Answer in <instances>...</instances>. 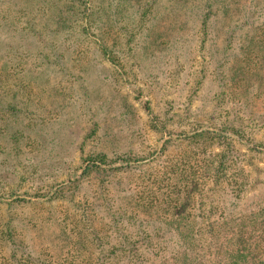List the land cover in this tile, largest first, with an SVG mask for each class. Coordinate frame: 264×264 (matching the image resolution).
Segmentation results:
<instances>
[{"label": "trees", "instance_id": "obj_1", "mask_svg": "<svg viewBox=\"0 0 264 264\" xmlns=\"http://www.w3.org/2000/svg\"><path fill=\"white\" fill-rule=\"evenodd\" d=\"M161 3L172 35L155 30ZM138 69L216 85L157 110L143 101L138 127L123 99L115 141L100 132L111 98L96 86ZM262 75L264 0H0V264H264ZM64 77L95 118L77 172L64 160Z\"/></svg>", "mask_w": 264, "mask_h": 264}, {"label": "rangeland", "instance_id": "obj_2", "mask_svg": "<svg viewBox=\"0 0 264 264\" xmlns=\"http://www.w3.org/2000/svg\"><path fill=\"white\" fill-rule=\"evenodd\" d=\"M165 13L166 11L162 10V3H161L159 16H158V19L156 20L155 30L162 32L163 35L166 33L172 35L173 29L172 30L169 29L170 28L169 23L172 17H169ZM189 34H190V31H187L184 28L178 31V35L181 37L189 38L191 37ZM87 52L88 51H86V53ZM190 55H192L193 58L191 59L187 58L184 61L185 66L182 64V70H180V72L183 71L184 74L187 73L184 70V68H187V69L198 68L200 60H201V56L198 55L197 53L196 55H194L193 53L189 54V56ZM159 64L160 63H158L157 61L155 63H151V65L153 66V69L157 72H159V70L157 69ZM103 65L105 67H111V63L106 60H103ZM118 71L122 72V69ZM136 71L137 72H134V74L133 72H130V74L128 75L127 74L107 75L108 78L104 79L107 82L101 87L96 86L98 85V81L94 82V86L97 87L100 93L99 95H101L99 97V101H101V98H104V100H106L107 98H111V100L106 105L104 113L102 115V119L100 120L101 126H102L100 129V132H102L105 128H108L107 130L108 132L115 133L116 136L112 134V136L114 137L113 140L115 141L116 139L118 141H123L125 134H126L123 124L119 120H117V116H116L118 110L122 106L123 99H126V101H128L129 103L128 105H130L132 109L130 114H128L131 120L130 127H138V125H141L142 122H145V119L148 115L150 116V114L147 115V112L149 111V109L146 108L147 110H145L144 105L146 106V104L143 101H149L148 104L152 106L154 110H157L161 106L167 105L169 99L178 100L180 94H183L184 97L188 95V93H190V87L199 88V89H196L198 90L197 94H199L204 88L214 89L216 85V83L213 80L206 79L203 82V84L200 86L201 87L200 89L196 81L197 75H180V74L178 75L173 74L169 78H165L164 80H162L161 83L156 84L155 82L145 81V79L149 78L150 75H142V72L140 69ZM174 71H175V68L171 67L169 68L168 72L171 74ZM167 73L165 74V76H167ZM159 77H163V75H151V78L153 80L158 79ZM179 77L184 78V80L186 81L185 83H183V85L177 82ZM212 77H214V75H209V78H212ZM79 78H82V75L75 76V84L77 88L76 94L78 96L80 95L79 85L81 83L80 81L82 80ZM166 79L168 80V82H165ZM69 82L70 80L66 81L65 77L62 80V85L64 86L62 88L63 92H61V89L59 90V92L61 96H63L64 98L62 99V103L59 107L62 106V115L64 114V117L66 118V121L63 127H65V125H69V127H67L65 131L68 128L70 129V132L65 133V134L69 136L70 139L72 140L70 143H73L69 145V147L67 148V151H65L64 160L65 159L66 161L70 160L69 169L70 170L72 169V172H77L79 170L78 168L83 163L82 159L84 156H86V152L89 151L91 145L95 143V140H94L96 138L95 135L87 136V134L91 131V127L93 126V122L95 121V118L88 114L87 115L82 114L81 111L78 110V108L73 104L72 102L73 94L71 95L70 93V90L72 91V85ZM152 88H154V91L158 94V96H154L151 90ZM260 89L263 91L262 94L264 95V84L260 87ZM183 96H181V98H184ZM191 98H192L190 101L191 106L189 108L192 110L195 108V105L197 104V100H193L194 99L193 95L191 96ZM187 102L189 103V101H186V103ZM180 106H183L181 102H180ZM257 107H261V109H257V110L255 109L256 115H258L259 113H262V109H264V100L263 102L259 103ZM263 130L257 131V132L260 131L259 134L257 133V136H256L257 138H260L263 135L262 134ZM119 131H121V133ZM158 137H159V134L155 135L152 129L145 130V139L147 140V142L155 143ZM81 144L83 146L80 149L79 145ZM66 178H67L66 175L63 174V175H60L57 178V180L61 181V180H65ZM26 187L27 185L24 184V186H22L20 190L23 191ZM52 228L53 227H50V229ZM44 233L46 236L52 235L49 229H44ZM46 238L47 237H44V239ZM36 242H37V239H36Z\"/></svg>", "mask_w": 264, "mask_h": 264}]
</instances>
